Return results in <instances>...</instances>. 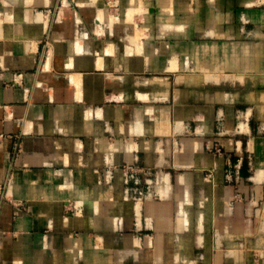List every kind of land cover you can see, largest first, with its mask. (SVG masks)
<instances>
[{
  "label": "crops",
  "instance_id": "0c3cea01",
  "mask_svg": "<svg viewBox=\"0 0 264 264\" xmlns=\"http://www.w3.org/2000/svg\"><path fill=\"white\" fill-rule=\"evenodd\" d=\"M0 264H264V0H0Z\"/></svg>",
  "mask_w": 264,
  "mask_h": 264
}]
</instances>
